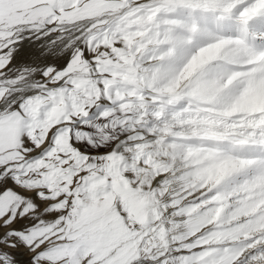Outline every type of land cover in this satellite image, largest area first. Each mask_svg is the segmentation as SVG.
Instances as JSON below:
<instances>
[{
    "label": "snow or ice",
    "instance_id": "obj_1",
    "mask_svg": "<svg viewBox=\"0 0 264 264\" xmlns=\"http://www.w3.org/2000/svg\"><path fill=\"white\" fill-rule=\"evenodd\" d=\"M0 264H264V0H0Z\"/></svg>",
    "mask_w": 264,
    "mask_h": 264
}]
</instances>
